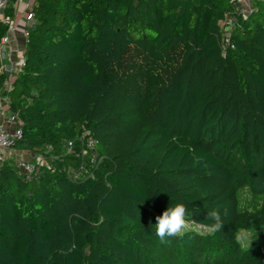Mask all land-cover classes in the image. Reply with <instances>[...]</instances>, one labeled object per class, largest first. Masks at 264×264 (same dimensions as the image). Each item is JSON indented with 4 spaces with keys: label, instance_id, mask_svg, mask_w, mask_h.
<instances>
[{
    "label": "trees",
    "instance_id": "obj_1",
    "mask_svg": "<svg viewBox=\"0 0 264 264\" xmlns=\"http://www.w3.org/2000/svg\"><path fill=\"white\" fill-rule=\"evenodd\" d=\"M7 96L43 158L0 162V264H264V0H38ZM233 19H235L233 21ZM9 25L0 23V39ZM97 142L96 179H73ZM1 151L2 152H7ZM247 188L261 197L239 209ZM183 203L165 242L156 216ZM222 227L211 231L207 213Z\"/></svg>",
    "mask_w": 264,
    "mask_h": 264
},
{
    "label": "built area",
    "instance_id": "obj_2",
    "mask_svg": "<svg viewBox=\"0 0 264 264\" xmlns=\"http://www.w3.org/2000/svg\"><path fill=\"white\" fill-rule=\"evenodd\" d=\"M12 0H0V12L5 10ZM38 0H19V2L26 4L27 7H30V3H36ZM35 14L33 8L27 13L26 21L27 27L24 29L23 36L25 41H27L29 36V27L33 24ZM235 19H233L234 21ZM9 29L13 30V26L9 25ZM11 38L9 35H6L0 39V60L6 63L0 65V70L8 74V80L6 83V91L12 90L11 77L21 71L22 66L24 65V59L22 58L18 64L13 62V51L10 48ZM8 63V64H7ZM10 76V77H9ZM3 102L8 104V98L5 96ZM0 103V110L3 112V104ZM5 113V112H4ZM22 138V131L19 128V124L15 119V116L12 113H9L8 126L0 123V152L13 149L15 145ZM97 142L94 140H88L83 142L81 145V150L75 152L73 142H68L65 146L66 155L74 154V156L79 160V167L77 173L74 175L73 179L77 181L79 178L95 180V173L91 169L92 166H98L102 161L95 154ZM47 165L44 162V159H38L36 162L30 160H19L17 161V166L19 170L24 173L28 178L33 177L39 171L41 165Z\"/></svg>",
    "mask_w": 264,
    "mask_h": 264
},
{
    "label": "crops",
    "instance_id": "obj_3",
    "mask_svg": "<svg viewBox=\"0 0 264 264\" xmlns=\"http://www.w3.org/2000/svg\"><path fill=\"white\" fill-rule=\"evenodd\" d=\"M29 2V0H26ZM33 3H30V7H27L26 4L19 2V0H12L9 6L0 12V23L8 24L13 26V30H8L7 35L11 38L10 48L13 51V62L18 64L23 58V53L26 45L25 38L23 36L24 29L27 27V13L32 9ZM6 63V61L0 60V65ZM8 64V63H7ZM10 77V76H9ZM14 80V75L11 77V82ZM3 97H0V103L3 102ZM3 104V112L0 110V123L8 126L9 119V105L7 103ZM5 112V113H4ZM13 158L16 161L19 160H30L32 155L18 153L16 150H9L6 153H0V160L3 161L5 158Z\"/></svg>",
    "mask_w": 264,
    "mask_h": 264
},
{
    "label": "clouds",
    "instance_id": "obj_4",
    "mask_svg": "<svg viewBox=\"0 0 264 264\" xmlns=\"http://www.w3.org/2000/svg\"><path fill=\"white\" fill-rule=\"evenodd\" d=\"M186 217L187 208L183 203L168 207L155 218V235L161 242H165L169 237L182 236L189 226ZM207 218L214 221L211 225V231L215 232L221 229L222 220L218 210L209 211Z\"/></svg>",
    "mask_w": 264,
    "mask_h": 264
},
{
    "label": "rangeland",
    "instance_id": "obj_5",
    "mask_svg": "<svg viewBox=\"0 0 264 264\" xmlns=\"http://www.w3.org/2000/svg\"><path fill=\"white\" fill-rule=\"evenodd\" d=\"M1 162V161H0ZM261 205V197L253 195L247 188H243L239 194V209L240 210H254ZM186 230L195 229L203 231V228L195 226L193 223L188 222ZM185 230V231H186ZM264 232V228L260 230H242L237 234V239L243 249H246L250 243L260 234Z\"/></svg>",
    "mask_w": 264,
    "mask_h": 264
}]
</instances>
